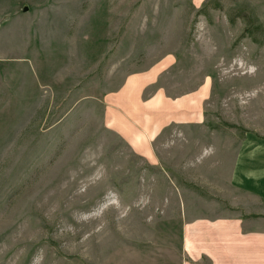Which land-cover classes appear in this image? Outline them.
Masks as SVG:
<instances>
[{
	"label": "rangeland",
	"instance_id": "rangeland-1",
	"mask_svg": "<svg viewBox=\"0 0 264 264\" xmlns=\"http://www.w3.org/2000/svg\"><path fill=\"white\" fill-rule=\"evenodd\" d=\"M206 1L0 0V264H209L189 225L263 217L264 0Z\"/></svg>",
	"mask_w": 264,
	"mask_h": 264
},
{
	"label": "crops",
	"instance_id": "crops-1",
	"mask_svg": "<svg viewBox=\"0 0 264 264\" xmlns=\"http://www.w3.org/2000/svg\"><path fill=\"white\" fill-rule=\"evenodd\" d=\"M258 195L264 198V195ZM262 216L260 221L243 216H223L191 224L185 232V250L196 260L206 257L209 264H264Z\"/></svg>",
	"mask_w": 264,
	"mask_h": 264
},
{
	"label": "trees",
	"instance_id": "trees-1",
	"mask_svg": "<svg viewBox=\"0 0 264 264\" xmlns=\"http://www.w3.org/2000/svg\"><path fill=\"white\" fill-rule=\"evenodd\" d=\"M211 0H207L205 3H203L202 7L199 9L198 13H204L206 10V6L210 3Z\"/></svg>",
	"mask_w": 264,
	"mask_h": 264
}]
</instances>
